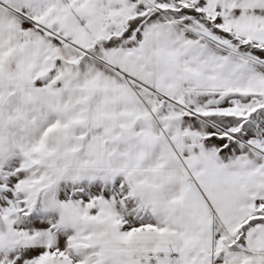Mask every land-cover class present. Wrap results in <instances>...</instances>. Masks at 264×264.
I'll return each instance as SVG.
<instances>
[{
	"label": "crops",
	"instance_id": "crops-1",
	"mask_svg": "<svg viewBox=\"0 0 264 264\" xmlns=\"http://www.w3.org/2000/svg\"><path fill=\"white\" fill-rule=\"evenodd\" d=\"M0 8L19 21L28 65L93 62L177 105L199 126L192 138L214 146L213 166L177 173L166 246L99 248L94 264H264V39L243 34L264 36V0H0ZM241 41L254 53L233 49Z\"/></svg>",
	"mask_w": 264,
	"mask_h": 264
},
{
	"label": "rangeland",
	"instance_id": "rangeland-1",
	"mask_svg": "<svg viewBox=\"0 0 264 264\" xmlns=\"http://www.w3.org/2000/svg\"><path fill=\"white\" fill-rule=\"evenodd\" d=\"M18 23L0 8V264H94L99 248L166 246L177 173L213 166L214 146L192 138L199 126L177 105L93 62L28 65Z\"/></svg>",
	"mask_w": 264,
	"mask_h": 264
}]
</instances>
